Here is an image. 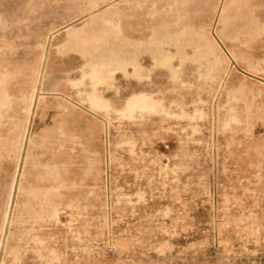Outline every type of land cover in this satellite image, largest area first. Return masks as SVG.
I'll use <instances>...</instances> for the list:
<instances>
[{
	"label": "rangeland",
	"instance_id": "rangeland-1",
	"mask_svg": "<svg viewBox=\"0 0 264 264\" xmlns=\"http://www.w3.org/2000/svg\"><path fill=\"white\" fill-rule=\"evenodd\" d=\"M0 264H264V0H0Z\"/></svg>",
	"mask_w": 264,
	"mask_h": 264
}]
</instances>
